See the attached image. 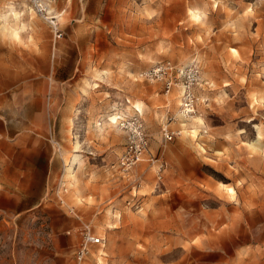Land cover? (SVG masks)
<instances>
[{
	"label": "rangeland",
	"instance_id": "1",
	"mask_svg": "<svg viewBox=\"0 0 264 264\" xmlns=\"http://www.w3.org/2000/svg\"><path fill=\"white\" fill-rule=\"evenodd\" d=\"M7 5L0 264H264V0H56L61 36ZM163 61L200 66L190 118L142 75ZM136 126L147 147L121 171ZM85 223L103 243L78 261Z\"/></svg>",
	"mask_w": 264,
	"mask_h": 264
},
{
	"label": "built area",
	"instance_id": "2",
	"mask_svg": "<svg viewBox=\"0 0 264 264\" xmlns=\"http://www.w3.org/2000/svg\"><path fill=\"white\" fill-rule=\"evenodd\" d=\"M28 8H30L35 14L44 15L49 19L50 25L54 29L55 34H59L57 27V18H52V13L55 12L54 6L56 0H24ZM61 36V34H59ZM143 76L164 81L166 92H169L174 86H178L181 91L183 103L181 113L186 116H192L195 114V96L194 89L199 84L200 79V66L197 63H190L187 66L175 65L171 61H163L155 63L149 69L142 73ZM118 119L124 120L121 117ZM138 122V121H137ZM137 125V124H136ZM129 137L137 139V144L129 143L124 149V152L119 156L117 165L121 171H129L134 165L140 161L144 151L147 147V140L141 129L136 126V130L131 132ZM165 139H171L172 136L168 130L164 131ZM67 188L65 185H60L55 191L57 203L61 206H67L65 195ZM73 212V209H69ZM80 242L76 249V258L78 261L84 260L88 253L89 248L92 245H100L103 243V238L97 236L91 229L88 223H85L79 228Z\"/></svg>",
	"mask_w": 264,
	"mask_h": 264
},
{
	"label": "crops",
	"instance_id": "3",
	"mask_svg": "<svg viewBox=\"0 0 264 264\" xmlns=\"http://www.w3.org/2000/svg\"><path fill=\"white\" fill-rule=\"evenodd\" d=\"M6 1V0H5ZM7 1H9V2H12V1H16V0H7ZM7 7H8V9L7 10H5V11H3V12H1L0 13V18L2 19V21H3V28L4 29H7L8 28V26H7V22H8V20L9 19H18L19 18V16H20V12L19 11H16V9H15V6H13V5H7ZM28 10H29V8H28ZM8 14V15H7ZM16 15V16H15ZM3 16V17H2ZM8 16H10V17H8ZM15 33H17L18 32V30H13ZM112 117H114V119H111ZM112 117H110L108 120L109 121H111L112 123H113V121L115 120V116H112ZM47 158H45L46 160L43 162V164H42V171L40 170V173H41V175L45 178V176H48V172H47V167H48V164H49V160L51 159V157H50V154H48V156H46Z\"/></svg>",
	"mask_w": 264,
	"mask_h": 264
},
{
	"label": "bare ground",
	"instance_id": "4",
	"mask_svg": "<svg viewBox=\"0 0 264 264\" xmlns=\"http://www.w3.org/2000/svg\"><path fill=\"white\" fill-rule=\"evenodd\" d=\"M215 7V6H214ZM30 9V8H29ZM31 10V9H30ZM32 11V10H31ZM8 15V14H7ZM16 16V15H15ZM3 17V16H2ZM8 17H10V16H8ZM59 17V14H57V15H55V16H52V18H58ZM3 26V25H2ZM136 108L137 109H140V107L138 106V105H136ZM181 115V117H182V119L183 120H185V119H187V118H190V117H192V116H189V117H186V116H184L182 113L180 114ZM116 118H115V121H114V123H118V118H119V116H115ZM121 117V116H120ZM111 119H114V117H112ZM123 119V118H122ZM184 125V124H183ZM231 191H232V189H230Z\"/></svg>",
	"mask_w": 264,
	"mask_h": 264
}]
</instances>
